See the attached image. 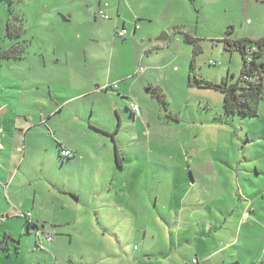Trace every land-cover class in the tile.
<instances>
[{
	"label": "rangeland",
	"instance_id": "374dc122",
	"mask_svg": "<svg viewBox=\"0 0 264 264\" xmlns=\"http://www.w3.org/2000/svg\"><path fill=\"white\" fill-rule=\"evenodd\" d=\"M99 3L0 0V53L19 44L27 57L0 60V87L8 77L77 92L61 102L57 117L65 121L54 119V141L41 135L24 164L38 165L48 194L68 205L54 219L75 223H44V233L55 240L42 234L39 244L26 218L5 216L0 264H190L194 255L207 258L216 249L224 251L205 264L255 263L264 237V175H258L264 166V102L257 118L217 124L223 94L188 86L193 45L161 41V35L142 40L141 32L119 37L116 10L111 20L96 19ZM189 4L188 29L202 49L195 55L198 75L217 84L236 81L242 54L226 50L224 37H264V0ZM10 22L21 28L15 38L8 34ZM123 25L120 20L118 32L129 31ZM158 45L166 48L155 50ZM160 89L165 100L156 94ZM11 99L5 94L0 102ZM39 99L31 102L32 113L44 115L48 108ZM134 104L139 116L131 112ZM64 139L79 149L76 160L60 158L56 142ZM72 194L80 196L78 204L70 202ZM230 205L236 207L233 217L224 214ZM248 210L250 218L243 220ZM216 221L223 228L208 234V222ZM251 228L257 235L248 238Z\"/></svg>",
	"mask_w": 264,
	"mask_h": 264
},
{
	"label": "crops",
	"instance_id": "0c3cea01",
	"mask_svg": "<svg viewBox=\"0 0 264 264\" xmlns=\"http://www.w3.org/2000/svg\"><path fill=\"white\" fill-rule=\"evenodd\" d=\"M116 5L117 7L115 8ZM189 5V0H100L98 11H96V19L100 18L98 12L101 8H104L108 15L110 11L115 13L116 10L118 17L116 20V30L121 20L124 22L123 26L128 28L129 25L130 35L133 34L135 36L141 32L139 37L142 38V40L153 39L158 35L163 36L166 34L168 36L166 40L172 43L174 38H177L176 43H180L184 40L185 34L193 35L188 29V26L193 22L188 8ZM109 20H111V17ZM197 24L199 28V20ZM136 26H138V29H136ZM169 47L171 48L172 46L169 45ZM163 48H166V46L158 45L155 47V50H162ZM148 55L149 53L146 51L145 57H148ZM24 58L27 57L24 56L20 59ZM43 64L45 68L49 66L48 62L43 61ZM177 71H179L178 67ZM188 74L189 72L186 71V78ZM2 80L4 84H1L3 87H0V99L5 94L7 98L10 96L12 99L8 102H0V109H6L5 114L3 116L0 115V219L2 220L0 225L7 219L5 216H10L8 218L12 219L26 218L28 222L39 226L37 228L42 227L41 230L44 232L46 228L44 223H50L52 226L56 227L75 223L73 220L69 219H64L62 221L54 219L56 214L62 216L69 210L68 205H59L60 201L56 199L55 196L48 194L47 187H43L42 180L37 176L38 165H29L26 168L24 164L26 160L30 158L29 154H34L35 146L38 145L37 140L41 135H46L47 138L50 137L49 139L54 141L55 137L52 131L53 129L56 130V126H54L55 122H53L55 121L54 119H58L59 123L65 121L64 118L57 117L63 108L61 107V102H69L73 99V94L77 96L76 89L67 88L62 91L61 84H52L50 82L37 86L36 84L30 85L27 81L22 79L14 80L13 78L3 77ZM6 84L8 85L6 86ZM29 94L32 95L30 96ZM64 96H68L65 101L63 100ZM38 97H40L39 100L42 99L41 102L48 108L44 115L32 113L31 102H34V99L38 101ZM263 102L264 98L261 105ZM204 107L207 110L211 108L209 104L204 105ZM41 111H43V109H41ZM259 115L257 117H259ZM141 117H143V115L140 116V118ZM257 117H253L252 119ZM103 130L105 131L106 129ZM59 142H61L65 148L75 153L76 157L72 160H76L79 154H81L75 144L68 139H64V141L59 140ZM83 155L84 153L82 156ZM82 158L84 159V157ZM262 169V171H260L259 168L257 169V171H260L258 174L260 176L264 175V166ZM51 181L52 180H46V182L53 184L54 182ZM253 185L258 187L256 182H254ZM49 189L55 191L57 187L53 186L49 187ZM61 194L64 195L67 193L62 190ZM262 195L264 197V190ZM79 197L80 196L77 194H72L71 199L73 200L70 202L72 204H78V200H80ZM208 206L210 205H203V208L207 210L209 209ZM226 209L224 214L228 217H233L236 207L230 205L226 207ZM185 210L186 208H184V212ZM247 212L251 214V210L246 211L243 215V220L250 218L248 217L245 219V214ZM257 219L259 221L260 217L258 216ZM254 221L256 222L255 219L253 222ZM208 223V234L223 228V225H219L217 221ZM32 228L29 226L27 227V229L30 230L29 232H31ZM218 232L219 231H217V233ZM147 233L148 231L144 232L145 238L147 237ZM46 234L53 236L47 232ZM250 235H257L255 233V228L248 229L247 237L250 238ZM260 237L261 243L256 254V257L259 254V258L253 264H264V237H262V235ZM54 240L55 239L51 242H54ZM222 251H224V249H216L214 253L207 258L194 255L191 257L190 261L194 258H200L202 264H205ZM255 251L254 246L251 244L250 253H254Z\"/></svg>",
	"mask_w": 264,
	"mask_h": 264
},
{
	"label": "trees",
	"instance_id": "16d2710c",
	"mask_svg": "<svg viewBox=\"0 0 264 264\" xmlns=\"http://www.w3.org/2000/svg\"><path fill=\"white\" fill-rule=\"evenodd\" d=\"M8 1L11 2L12 5H14L16 0ZM101 9L105 10L104 8ZM7 28L8 34L12 36L14 34L18 36L21 29L17 25L13 26L11 22L8 23ZM117 30L116 34L118 35ZM184 41H186V43L188 44L193 45L194 47V56L191 61L188 77L189 87H193L196 89L219 91L224 96L222 111L217 116H215L214 121L217 124L231 126L233 122L237 119L246 120L252 119L253 117H257L259 115L261 102L264 98V37L259 38L257 40L244 38L239 41H234L232 38H229L228 35L226 36V38L223 40V42L225 43L226 50L231 52L235 50L239 51L242 54L243 67L236 81L230 82L229 79H226L221 84L211 82L198 75L195 55L199 54L202 51L198 43V39L191 34H185ZM25 49V47H21L20 45L16 47L14 46L11 51L9 50L1 52L0 60L2 58L13 59L15 57L18 58L19 56H25ZM253 49H255V51H253ZM212 65H216V62ZM156 94L160 100L166 99V96L161 89L157 90ZM131 112L134 114L133 111ZM134 116L137 115L134 114ZM117 132L118 130H116L115 134L112 135L113 138H115ZM56 143L59 149V154L62 159L72 161V159L76 157L75 153L72 150L65 148V146L61 142L57 141ZM63 151L70 152V155L63 156ZM116 153L119 157L118 150L116 151ZM120 168L123 169L121 163ZM247 213H249L250 216V212ZM1 221L2 220L0 219V223ZM28 224L30 228L34 227L35 229H37V227H39L35 224H32L31 222H28ZM190 264H192V261Z\"/></svg>",
	"mask_w": 264,
	"mask_h": 264
},
{
	"label": "built area",
	"instance_id": "2783aa9c",
	"mask_svg": "<svg viewBox=\"0 0 264 264\" xmlns=\"http://www.w3.org/2000/svg\"><path fill=\"white\" fill-rule=\"evenodd\" d=\"M98 16L102 17L104 19H109L108 13L106 12V10H103V9L99 10ZM136 29H138V26H136ZM128 33H129L128 30L124 29L123 31L118 32V36L119 37H126L128 35ZM253 51H255V49H253ZM250 61H251V59H250ZM211 64H215V62L212 61ZM131 109H132V111L134 112L135 115H137V116L140 115L141 111H140V108L137 105H133L131 107ZM62 155L63 156H68V155H70V152L63 151ZM248 217H249V213H246L245 214V219H247ZM36 234L38 236V243L39 244L41 243L42 234L45 235L46 240L49 241V242L53 241V239H54L53 236H50L49 234H45L44 231H42L39 228H37ZM192 264H202V263H201V261L199 259L195 258V259L192 260Z\"/></svg>",
	"mask_w": 264,
	"mask_h": 264
},
{
	"label": "flooded vegetation",
	"instance_id": "af4514ba",
	"mask_svg": "<svg viewBox=\"0 0 264 264\" xmlns=\"http://www.w3.org/2000/svg\"><path fill=\"white\" fill-rule=\"evenodd\" d=\"M7 27H8V26H7ZM7 29H8V28H7ZM19 33H20V32H19ZM10 36H12V35H10ZM12 37H13V38H15V37H16V35L14 34ZM18 45H19V44H15V47H16V46H18ZM13 47H14V46H13ZM13 47H12V48H10L9 50L11 51V50L13 49ZM9 50H7V51H9ZM23 57H24V56H22V57H20V56H19L18 58H17V57H15V58H13V59H20V58H23ZM11 59H12V58H11ZM36 231H37V229H35V232H36Z\"/></svg>",
	"mask_w": 264,
	"mask_h": 264
},
{
	"label": "water",
	"instance_id": "95a60500",
	"mask_svg": "<svg viewBox=\"0 0 264 264\" xmlns=\"http://www.w3.org/2000/svg\"><path fill=\"white\" fill-rule=\"evenodd\" d=\"M167 38H168V36L165 34V35L161 36V37L159 38V40H161V41H165ZM40 229H42V227H40Z\"/></svg>",
	"mask_w": 264,
	"mask_h": 264
},
{
	"label": "clouds",
	"instance_id": "9594fccd",
	"mask_svg": "<svg viewBox=\"0 0 264 264\" xmlns=\"http://www.w3.org/2000/svg\"><path fill=\"white\" fill-rule=\"evenodd\" d=\"M129 32V31H128ZM129 34V33H128ZM40 229V228H39Z\"/></svg>",
	"mask_w": 264,
	"mask_h": 264
},
{
	"label": "bare ground",
	"instance_id": "6f19581e",
	"mask_svg": "<svg viewBox=\"0 0 264 264\" xmlns=\"http://www.w3.org/2000/svg\"><path fill=\"white\" fill-rule=\"evenodd\" d=\"M202 263V262H201Z\"/></svg>",
	"mask_w": 264,
	"mask_h": 264
}]
</instances>
